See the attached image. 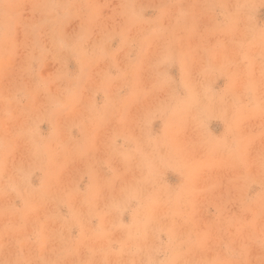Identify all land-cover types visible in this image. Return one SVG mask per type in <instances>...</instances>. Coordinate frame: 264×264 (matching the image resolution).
<instances>
[{
  "label": "rangeland",
  "instance_id": "374dc122",
  "mask_svg": "<svg viewBox=\"0 0 264 264\" xmlns=\"http://www.w3.org/2000/svg\"><path fill=\"white\" fill-rule=\"evenodd\" d=\"M0 264H264V0H0Z\"/></svg>",
  "mask_w": 264,
  "mask_h": 264
}]
</instances>
